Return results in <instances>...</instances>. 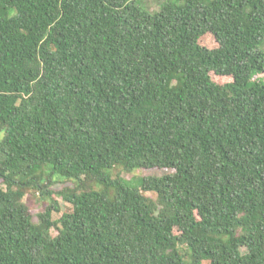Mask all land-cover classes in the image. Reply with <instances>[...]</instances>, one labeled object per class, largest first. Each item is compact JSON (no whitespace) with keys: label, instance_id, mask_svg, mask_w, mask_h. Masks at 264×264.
<instances>
[{"label":"trees","instance_id":"trees-1","mask_svg":"<svg viewBox=\"0 0 264 264\" xmlns=\"http://www.w3.org/2000/svg\"><path fill=\"white\" fill-rule=\"evenodd\" d=\"M263 47L264 0H0V264H264Z\"/></svg>","mask_w":264,"mask_h":264},{"label":"rangeland","instance_id":"rangeland-1","mask_svg":"<svg viewBox=\"0 0 264 264\" xmlns=\"http://www.w3.org/2000/svg\"><path fill=\"white\" fill-rule=\"evenodd\" d=\"M167 0H138V4L139 6H141L143 9L151 12V13H155L158 12L159 10H161V7L163 6V4L166 2ZM264 48V47H263ZM259 78L264 79V74H259L258 75ZM123 178H125L129 183H131L132 186L134 187H139L141 184V179H143L144 177H148V176H153V175H161L163 173V171L161 170H157V169H144V168H138L135 169L131 172H125L122 169H117L116 170ZM1 183V182H0ZM61 187H63V185L58 184V186L56 187V189H60ZM148 195L153 196L154 194L152 193H148ZM37 196H39L37 194ZM59 203L61 204V211L55 213V218L61 216L62 213H64V211L69 210L71 208L70 204H67L65 202V200L61 197V196H57ZM30 203H32V206L35 207V204H37V208L36 210H39V202H38V198H35L34 196L29 200Z\"/></svg>","mask_w":264,"mask_h":264}]
</instances>
